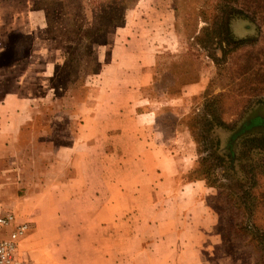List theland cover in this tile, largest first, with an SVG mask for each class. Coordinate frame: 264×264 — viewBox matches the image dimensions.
<instances>
[{
  "label": "rangeland",
  "instance_id": "obj_1",
  "mask_svg": "<svg viewBox=\"0 0 264 264\" xmlns=\"http://www.w3.org/2000/svg\"><path fill=\"white\" fill-rule=\"evenodd\" d=\"M239 1L232 4L234 15L228 18L234 37L244 39L246 43L235 49V45L226 43L220 48L219 42L214 41L206 50L196 42L195 37L201 35L205 26L200 10L212 7L215 2L221 3L218 0H55L49 4L55 11L53 23L48 26L45 20V29L37 42L32 35L13 33L6 50L0 53V81L15 83L26 71L32 70L31 86L22 90L29 99L32 118L20 131V150L14 152L11 159L2 158L0 207L19 213L23 201H28L34 210L28 220L35 224L37 198L24 199L34 191L40 171L54 158L57 149L66 150L72 145L75 133L84 125V116L96 110L102 95L106 94L102 72L106 63L114 58L112 49L116 36L141 38L149 52H156L158 57L151 82L138 93L141 98L137 103L140 105L138 113H155L154 127L163 134L168 146H182L185 151L188 142L193 144L196 166L198 156L190 128L193 118L210 114L206 100L216 98V111L230 127L238 124L243 115L248 119L257 113L264 114V106H256L249 113L245 107L250 99H264V82H261L263 89L250 91L257 83L252 80V75L256 72L264 75V24L247 15L238 16L236 8L247 4L246 0ZM105 24V32L100 34L102 44L94 47L98 69L102 66V71L88 75L83 63L86 41L83 34L78 37L75 31L79 26L95 29ZM70 46L74 47L73 56L68 55ZM131 59H125L124 63ZM198 83H204L203 91L191 96L189 86ZM13 89L10 87L8 92L12 93ZM10 102L14 110L23 112V102L15 98ZM98 113L99 116L106 113V105ZM216 134L222 144H226L229 132L220 128ZM256 157L253 152L248 157L250 161L236 162L235 170L229 171L230 177L236 179L230 190L237 192L240 186L245 189L250 185V174L243 166L257 160ZM7 167L13 170L5 175ZM192 169L184 175L185 181L195 177L191 174ZM204 198L217 210L220 233L213 232L219 236L216 240L213 233H208V244L204 248L206 264H258L259 255L250 238L236 232L235 226L240 228L243 217L232 208V203L214 189ZM260 209V217L255 223L264 227V204ZM45 217L49 219L47 214ZM61 218L62 222L72 220L69 215H61ZM18 219L22 218L18 216ZM109 249L110 255H120L118 246L112 245Z\"/></svg>",
  "mask_w": 264,
  "mask_h": 264
},
{
  "label": "crops",
  "instance_id": "obj_2",
  "mask_svg": "<svg viewBox=\"0 0 264 264\" xmlns=\"http://www.w3.org/2000/svg\"><path fill=\"white\" fill-rule=\"evenodd\" d=\"M37 1L0 0V53L13 33L40 39L46 17L34 7ZM126 37L115 38L114 58L102 72L106 94L96 110L84 116L72 145L57 149L24 199L37 198L38 216L20 242L22 264H206L207 236L219 222L204 198L213 189L183 178L195 165L193 144L185 151L168 146L154 127L155 113H138L139 90L151 82L158 56L141 38ZM31 71L15 83L0 81V165L20 150V131L32 118L22 93L31 86ZM203 86L188 92L199 94ZM14 98L23 112L10 106ZM12 170L5 168V175ZM27 202L15 213L20 221L34 212ZM61 215L72 220L62 222ZM112 245L120 255L109 254Z\"/></svg>",
  "mask_w": 264,
  "mask_h": 264
},
{
  "label": "trees",
  "instance_id": "obj_3",
  "mask_svg": "<svg viewBox=\"0 0 264 264\" xmlns=\"http://www.w3.org/2000/svg\"><path fill=\"white\" fill-rule=\"evenodd\" d=\"M218 1L221 3L215 2L212 7L211 5L206 6V8L200 10L199 15L204 20L205 26L202 28L201 35L195 37L196 42L206 50L210 48L208 46L210 42L214 41L219 42L220 48L223 47L222 44L224 43L235 45L234 49L240 48L242 44L246 43V40H238L234 37L229 22L230 18H228L234 15L235 10L232 6L234 1L237 3H240V1ZM246 1L247 4L242 3V8H236L238 9L237 15H247L248 18L260 20L264 24V0ZM53 3H55V0H38L35 3L36 8L44 11L48 26L53 23L52 18L55 14L54 9L50 6ZM248 10L250 12H245ZM70 18L66 22L69 23ZM105 27L106 24L104 27L95 29H84L83 26H79L75 31L78 37L79 34H83V39L86 41V59L83 63L86 65L85 73L88 75L98 74L102 71V66L98 69L99 62L95 57L94 47L102 44L100 43L102 41L100 34L105 32ZM69 34L71 35L72 32H69ZM73 50V46L68 47V55L73 56ZM262 78H264V75H260L259 72L252 75V80L257 82L258 85L256 83L251 88V92H258L259 88L263 89L261 82L264 81ZM263 100L262 98L250 99L245 105L247 112L249 113L256 106H264ZM206 101L207 107L210 108V114L193 118L190 128L198 156L196 160L198 166L195 165L191 173L195 177L190 181H204L208 188L217 190L219 196L224 195L227 201L232 203V208L237 211L238 215L243 217L240 228L238 225L235 226L236 232L241 236L250 238L249 241L253 243V249L259 255L258 264H264V227L255 223L260 217V207L264 204V182H262L264 179V114L257 113L248 119L246 118L247 115H243L238 124L230 127L221 120L216 111V98L212 97ZM220 128H224L229 132L226 144H222L216 134L217 129ZM253 152L256 154L257 160L255 159L254 162H249L246 166H243V170L250 174V178H248L250 185L246 186L245 189H243V185L240 186L237 188V192L230 190L229 187L236 184L234 181L236 179L230 177L229 171H234L236 162H244ZM248 161H250V158ZM210 207L217 212L215 207ZM218 227L219 223L215 226L214 232L220 234Z\"/></svg>",
  "mask_w": 264,
  "mask_h": 264
},
{
  "label": "built area",
  "instance_id": "obj_4",
  "mask_svg": "<svg viewBox=\"0 0 264 264\" xmlns=\"http://www.w3.org/2000/svg\"><path fill=\"white\" fill-rule=\"evenodd\" d=\"M29 232V221H20L12 211H0V264H22L19 246Z\"/></svg>",
  "mask_w": 264,
  "mask_h": 264
}]
</instances>
